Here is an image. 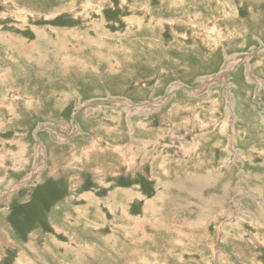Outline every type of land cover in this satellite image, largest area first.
<instances>
[{
    "label": "rangeland",
    "instance_id": "obj_1",
    "mask_svg": "<svg viewBox=\"0 0 264 264\" xmlns=\"http://www.w3.org/2000/svg\"><path fill=\"white\" fill-rule=\"evenodd\" d=\"M0 264H264V0H0Z\"/></svg>",
    "mask_w": 264,
    "mask_h": 264
}]
</instances>
